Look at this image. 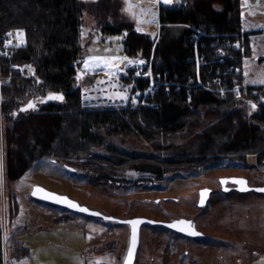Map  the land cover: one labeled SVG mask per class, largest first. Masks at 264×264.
<instances>
[{"label": "trees", "instance_id": "16d2710c", "mask_svg": "<svg viewBox=\"0 0 264 264\" xmlns=\"http://www.w3.org/2000/svg\"><path fill=\"white\" fill-rule=\"evenodd\" d=\"M119 8L120 0H0V34L15 35L19 30L24 36L23 43L16 41L9 57L0 59V183L18 180L32 163L45 157L79 158L80 165L96 171L95 178L103 181H111L117 170L149 172L161 179L168 171L195 170L223 158L246 162L250 154L255 155L256 163H264L263 87L241 84V94L222 95L195 85L194 45L211 58L218 50H232L241 82V57L250 48L247 32L241 28L240 0H175L159 4L156 39L135 31ZM84 9L98 24L111 19V24L103 28L109 32L126 29L124 51L145 60L138 75L126 77L133 81V98L126 105L118 108L85 105L79 87L73 83L81 63ZM173 24L184 27L176 38L164 42V34ZM197 30L206 35L197 39ZM215 38L219 42L212 45ZM233 43L234 49L229 46ZM22 63L31 65L40 79L43 95L33 87L34 81L11 68ZM215 74L216 68L205 71L202 66L203 80ZM149 77L152 91L146 93ZM50 92L62 93L63 98L42 100ZM252 99L256 107L252 103V111L247 113L241 104ZM29 101L32 105L21 110ZM201 120L207 127L197 136L200 142L197 155L180 154L163 159L128 153L112 145L107 146L109 156L91 152L105 142L102 134L96 132L100 129L149 141L194 129L201 126ZM17 212L16 206L11 217ZM4 227L5 223L0 227V264L5 262ZM112 242L107 249L115 248L117 240ZM22 249L16 248L20 255Z\"/></svg>", "mask_w": 264, "mask_h": 264}, {"label": "rangeland", "instance_id": "374dc122", "mask_svg": "<svg viewBox=\"0 0 264 264\" xmlns=\"http://www.w3.org/2000/svg\"><path fill=\"white\" fill-rule=\"evenodd\" d=\"M251 1L240 0V3L245 6ZM119 11L132 23L135 31L139 27L141 30L137 32L154 39L159 37L158 13L152 0H120ZM107 21L98 24L88 10H83L82 54L80 74L77 75L80 79L74 78L73 83L79 87L85 105L118 108L133 98V81L126 78L124 64L134 58L124 51L127 30L109 32L103 29L112 22L111 19ZM241 24L243 30H259L248 35L250 49L241 57V84L264 87L261 82L264 81V17L259 19L252 14H242ZM183 27L170 25L164 34V42L176 38ZM19 33L15 34L18 44L24 41L23 33ZM85 60H88L87 66ZM252 103L253 99L241 106L250 113ZM201 122V126L194 129L187 128L149 141L100 129L96 132L102 134L105 142L92 148L91 152L92 155L109 156L107 146L112 145L128 153L163 159L180 154L197 155L200 143L197 136L207 127L204 120ZM80 160L45 157L32 163L18 180L11 183L1 180L0 227L5 223L7 239L12 224L14 234L32 249L34 262L42 257L48 264H76L81 250L85 256L80 257V262L122 264L129 242L127 224L71 212L33 198L32 187L41 185L106 215L119 218L141 215L156 220L185 217L203 232L202 237L188 238L159 224H143L134 264H264V193L234 189L225 192L218 181L221 176H243L252 186L264 185V163H256L255 155H248L246 162L223 158L195 170H171L161 179L149 172L117 170L111 181L95 178L97 172L80 165ZM1 171L0 149V175ZM202 187L211 188V193L206 205L198 207V190ZM16 206L18 212L11 217ZM57 218L73 220L53 223V230L42 228L48 220L56 222ZM92 233L97 243L95 249L90 246ZM47 238L52 239L51 246L45 244ZM113 239L117 240L115 248L107 249ZM103 249L110 252L97 253ZM185 250L189 252L188 257H184ZM13 254L20 252L13 248Z\"/></svg>", "mask_w": 264, "mask_h": 264}, {"label": "built area", "instance_id": "2783aa9c", "mask_svg": "<svg viewBox=\"0 0 264 264\" xmlns=\"http://www.w3.org/2000/svg\"><path fill=\"white\" fill-rule=\"evenodd\" d=\"M199 36H205L206 34L197 30ZM6 32L0 34V59L7 58L11 55L14 50V45L16 43V36L11 33ZM209 36V35H208ZM219 42L218 38H215L211 41V44H217ZM228 44V43H227ZM232 49H234V43L229 45ZM194 47V59L196 65V86L203 87L212 91H217L222 95L227 94L228 92L233 93L235 95L241 94V82L236 75V64L234 63L235 55L233 51H225L224 49L218 50L217 54H215L214 58L207 56L206 54L201 53L196 45ZM220 49V48H219ZM216 51V50H215ZM144 61V63H138L139 61ZM145 64V60L141 58L132 59L127 61L124 64V69L127 71V77L134 78L138 75L141 67ZM204 67L205 71H210L213 67L216 68V74L212 78H207L205 80L202 79L201 68ZM14 72H17L21 75L29 77L32 81H34L35 87L38 88V93L43 95L44 91L40 88V79L36 76L34 70L31 65L28 63L22 64H13L11 66ZM234 71L233 73H231ZM150 79V77H149ZM152 91V82L150 79V84L145 88V92L149 93Z\"/></svg>", "mask_w": 264, "mask_h": 264}, {"label": "water", "instance_id": "95a60500", "mask_svg": "<svg viewBox=\"0 0 264 264\" xmlns=\"http://www.w3.org/2000/svg\"><path fill=\"white\" fill-rule=\"evenodd\" d=\"M172 1L173 0H168V2L165 3L164 0H157V3L166 5V4L171 3ZM77 74L79 75L80 71H77ZM263 91H264V87H263ZM50 93L54 94V95L62 96V93H57V92H50ZM50 93H47L42 98V100L48 101V100L54 99V98H50V96H49ZM57 100H60V99H57ZM29 105H32L31 101H29L25 105L21 106L20 109L21 110H25V109L30 107ZM233 179H243V180L246 181V185L245 186H241L239 184H235L233 182ZM222 180L226 181V183L229 182V183L234 184L235 188L238 191H240V192L254 190V191H257V192H263L264 193V191H259V189H264V185L252 186V185H250L248 183L246 177H243V176H221V177H219L218 181H219V184H220L221 189L223 191L228 190L229 187L226 185V183H221ZM36 187L43 188L49 194H52V195H55V196H59V197H62V198H66L67 200H70L73 203L78 204L80 207L88 209V211L87 212H82V211H80L77 208L69 207L66 203H62V202L58 203V202H56L55 200H53L51 198H44V193H37L36 195H33V192H34ZM242 187H246L247 190H241ZM205 189H207L208 191H207L206 195L204 196L203 203H201V192H202V190H205ZM210 191H211V188H209V187H202V188H200L198 190V198H197V203H196L198 207H202V206H204L207 203V200H208L209 195H210ZM30 194L35 199L42 200V201H45L47 203H50V204H53V205H56V206H61V207L65 208L66 210L71 211V212H81V213H85V214L90 215V216L101 217L103 219H105V217H107L106 220L115 221V222H118V223H121V224H127L129 226V242H128V247H127V250H126V253H125V256H124L122 264H134L137 248H138V245H139L140 228H141V226L143 224H147V225H157V224H159V225H162L164 227H167V228H169L171 230H174L176 232L182 233V234L190 236V237H202L203 236V232L198 230L195 226H194L195 231L200 233V235H195V236L194 235H190L188 233V231H180V230H178V228L169 227V225L172 224L175 221H179V220L191 221L190 219L185 218V217L174 218V219H170V220H156V219H152V218H149V217H146V216H141V215L140 216L127 217V218H119V217L106 215V214L100 212L99 210L89 208L88 206L79 203L75 199H72V198H70L69 196H67L65 194H60V193L54 192V191L49 190V189H47V188H45V187H43L41 185H34L32 187V189H31ZM95 213H99L100 215H95ZM132 220H139L140 223L138 225H136L137 242H136L135 247L133 249V255H132L131 259L129 260L128 250H129L130 247H132L131 237H132L133 226L131 224L127 223V222L128 221H132ZM191 223H192V221H191Z\"/></svg>", "mask_w": 264, "mask_h": 264}, {"label": "crops", "instance_id": "0c3cea01", "mask_svg": "<svg viewBox=\"0 0 264 264\" xmlns=\"http://www.w3.org/2000/svg\"><path fill=\"white\" fill-rule=\"evenodd\" d=\"M97 1V0H95ZM174 1V0H173ZM263 0H252L251 3H247L245 6H242L240 3V8H241V12H240V21L242 23V14H252L255 18H259L261 19L262 17H264V3L262 2ZM90 2V1H89ZM153 4L156 6L157 9V13H158V7L159 4L157 3V0H152ZM94 17V16H93ZM95 18V17H94ZM96 20V18H95ZM97 22V21H96ZM178 25V24H177ZM184 26V25H183ZM182 27V25H181ZM241 28H242V24H241ZM244 32H247V38L248 35L252 32H256L259 31L258 29H251V30H243ZM1 80V78H0ZM71 221L73 219H67L65 221H61V222H54V221H47V225L46 226H42V228H45L46 230H53V227L55 226L53 223H66L68 221ZM13 223V222H12ZM12 224H10L9 226V230L7 231L8 234V238L6 239V233L4 232L3 234V246H4V264H48L42 257L39 258V260H36L35 262L33 261V251L31 248L26 247V243L23 239H19V237L17 236L18 234H14L13 232V228ZM26 232V230L24 231ZM30 233H32L31 231H29ZM26 235V233H24ZM85 236V234H84ZM91 239V247H93L94 249L97 246V243L95 242V235H93L92 233V237L90 236ZM89 243V242H87ZM45 244L48 246H51V244H53L52 239L47 238L45 241ZM29 245V244H27ZM13 248H17V249H22L24 252L22 255H15L13 254ZM8 249V250H7ZM18 251V250H17ZM19 252V251H18ZM106 252H110L108 250H98L97 253L99 254H104ZM85 253L84 251L80 250V255L77 258V262L76 264H94V263H88V262H80V257H84ZM62 258V257H61ZM28 261V262H27ZM58 264H68V263H64V262H60Z\"/></svg>", "mask_w": 264, "mask_h": 264}, {"label": "snow or ice", "instance_id": "6c2138e0", "mask_svg": "<svg viewBox=\"0 0 264 264\" xmlns=\"http://www.w3.org/2000/svg\"><path fill=\"white\" fill-rule=\"evenodd\" d=\"M164 2L167 3L168 0H164ZM129 7H131V5H129ZM153 15H154V13H153ZM140 30L141 29L138 27L137 31H140ZM18 34H20L19 30H18ZM8 35H11V33H9ZM153 35H155V34H153ZM88 59H97V60H99L100 58L89 57ZM125 59H127V58H125ZM84 63H85V66H87L88 60H85ZM130 63H131V61H130ZM138 63H144V61L141 60ZM77 79L79 80L80 77L77 76ZM261 82H264V81H261ZM49 96H50V98H54V99H62L63 98L60 95H54V94H51V93L49 94ZM249 103H251V102H249ZM29 106H31V105H29ZM252 107L255 108L256 105L253 104ZM233 182L235 184H239L241 186H245L246 185V181L243 180V179H233ZM221 183H226V181L222 180ZM241 190H247V189H246V187H242ZM207 191H208L207 189L202 190V192H201V203H203V199H204V196L206 195ZM259 191H264V189H259ZM37 193H44V198H51V199L55 200L58 203H61V202L62 203H66L69 207L77 208V209H79L82 212H87L88 211V209L82 208L78 204H75L72 201L67 200L66 198H62V197L55 196V195L47 193L43 188L36 187L34 192H33V195H36ZM95 215H100V214L99 213H95ZM105 219H107V217H105ZM127 223H129V224H131L133 226L132 237H131L132 247H130L129 250H128V257H129V260H130L132 255H133V249H134L135 244L137 242L136 225H138L140 223V221L139 220H132V221H128ZM169 227L178 228V230H180V231H188V233L190 235H194V236L195 235H200V233L195 231L194 225L191 223V221H187V220L175 221L172 224H170ZM22 264H23V262H22Z\"/></svg>", "mask_w": 264, "mask_h": 264}, {"label": "flooded vegetation", "instance_id": "af4514ba", "mask_svg": "<svg viewBox=\"0 0 264 264\" xmlns=\"http://www.w3.org/2000/svg\"><path fill=\"white\" fill-rule=\"evenodd\" d=\"M227 184H230V186L229 185H227ZM226 185L229 187V189L228 190H226V191H230L231 189H234V190H236V191H238L236 188H235V185L234 184H232V183H229V182H227L226 183ZM225 191V192H226ZM210 193H211V191H210ZM210 196V195H209ZM209 199V198H208ZM206 205V204H205ZM204 205V206H205ZM203 207V206H202ZM188 219H190V218H188ZM191 220V219H190ZM192 221V220H191ZM192 224L195 226V224L193 223V221H192ZM171 230V229H170ZM172 231H174V230H172ZM174 232H176V231H174ZM176 233H179V232H176ZM179 234H182V233H179ZM182 235H184V234H182ZM184 236H186V237H190V236H187V235H184ZM188 251L187 250H185L184 252H183V254H184V257H188Z\"/></svg>", "mask_w": 264, "mask_h": 264}]
</instances>
